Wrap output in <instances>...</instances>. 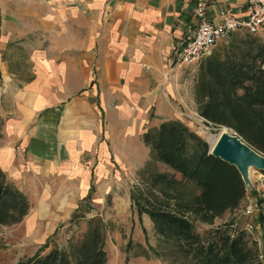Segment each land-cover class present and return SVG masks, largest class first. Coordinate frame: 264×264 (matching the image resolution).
Instances as JSON below:
<instances>
[{"label": "crops", "instance_id": "crops-1", "mask_svg": "<svg viewBox=\"0 0 264 264\" xmlns=\"http://www.w3.org/2000/svg\"><path fill=\"white\" fill-rule=\"evenodd\" d=\"M199 1L217 22L247 0H0V168L51 225L142 167L149 127L183 120L197 69L176 53Z\"/></svg>", "mask_w": 264, "mask_h": 264}, {"label": "trees", "instance_id": "trees-1", "mask_svg": "<svg viewBox=\"0 0 264 264\" xmlns=\"http://www.w3.org/2000/svg\"><path fill=\"white\" fill-rule=\"evenodd\" d=\"M194 98L206 122L231 126L264 153V40L247 31L232 33L204 55L198 63ZM142 138L150 157L140 170L143 184L131 187L130 199L139 213L149 215L164 245L154 253L189 258L194 264H257L256 246L248 244L247 229L234 226V219L210 229L207 239L195 229V220L211 223L240 204L247 186L237 168L211 154L208 142L179 118L149 127ZM156 162L171 172L157 170ZM93 190L91 184L82 199ZM29 208L27 195L0 168V223L19 222ZM79 209L73 210L72 220L84 216L85 209ZM112 225L91 216L81 236L67 246L54 244L16 264H105V234Z\"/></svg>", "mask_w": 264, "mask_h": 264}, {"label": "rangeland", "instance_id": "rangeland-1", "mask_svg": "<svg viewBox=\"0 0 264 264\" xmlns=\"http://www.w3.org/2000/svg\"><path fill=\"white\" fill-rule=\"evenodd\" d=\"M241 32L243 31L232 33ZM231 34L218 41L211 50L227 42ZM199 60L189 65L193 71L198 68ZM186 97L184 103L186 107L181 108V116L191 129L204 139H207V133L221 129L216 124L206 122L198 113L194 95L193 104H191L189 93ZM142 167L138 166L130 171H119L118 174H113L112 178H104L103 184L107 186V193L95 194L94 188L88 199H82V196L70 200V205L74 204V209L80 208L79 212L85 209L84 216L79 218L75 217L72 220L73 209L65 219L51 225L48 221L49 216L44 217L38 214L33 203L19 222L0 223V264H16L19 259L37 251L46 252L54 244L59 247L67 246L70 239L81 236L87 227V219L91 216H100L104 221L113 224L105 234V264H194L189 258L157 256L154 253V249L161 251L164 245L155 232L149 215L146 212L139 213L130 199L131 187L143 184L140 175ZM154 167L157 170L171 172V169L161 162H156ZM175 175L180 177L179 173ZM249 176L247 192L237 207L225 210L211 223L195 220V229L204 239H207L205 237L208 236L210 229L225 220L234 219V226L247 229L248 244L256 246L257 264H264V171L251 167ZM254 201L258 202V209L253 213H247L244 210L245 206Z\"/></svg>", "mask_w": 264, "mask_h": 264}, {"label": "built area", "instance_id": "built-area-1", "mask_svg": "<svg viewBox=\"0 0 264 264\" xmlns=\"http://www.w3.org/2000/svg\"><path fill=\"white\" fill-rule=\"evenodd\" d=\"M205 1H199L193 9L196 24L193 33L188 36L176 53V60L191 65L204 54L209 53L214 45L234 31H247L264 38V0H247L245 11L237 15L230 6L219 9L220 19L210 21L205 12ZM258 202H250L245 206L247 213L258 209Z\"/></svg>", "mask_w": 264, "mask_h": 264}, {"label": "water", "instance_id": "water-1", "mask_svg": "<svg viewBox=\"0 0 264 264\" xmlns=\"http://www.w3.org/2000/svg\"><path fill=\"white\" fill-rule=\"evenodd\" d=\"M216 125L225 126V129L218 134L214 141L210 142L205 139L209 144V152L233 164L247 186L250 183L249 167L264 170V153L249 144L231 126L220 123Z\"/></svg>", "mask_w": 264, "mask_h": 264}, {"label": "bare ground", "instance_id": "bare-ground-1", "mask_svg": "<svg viewBox=\"0 0 264 264\" xmlns=\"http://www.w3.org/2000/svg\"><path fill=\"white\" fill-rule=\"evenodd\" d=\"M220 127H221V129L216 131V132L207 133V139L210 142L214 141L216 139V137L218 136V134L225 129V126H220ZM250 168L251 167L248 168V174L250 173Z\"/></svg>", "mask_w": 264, "mask_h": 264}]
</instances>
